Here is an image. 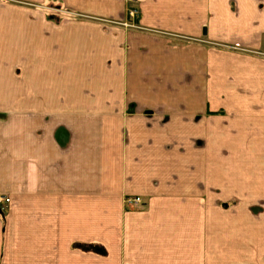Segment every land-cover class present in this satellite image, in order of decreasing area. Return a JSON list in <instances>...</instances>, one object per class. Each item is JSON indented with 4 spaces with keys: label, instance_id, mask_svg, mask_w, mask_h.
Listing matches in <instances>:
<instances>
[{
    "label": "crops",
    "instance_id": "crops-1",
    "mask_svg": "<svg viewBox=\"0 0 264 264\" xmlns=\"http://www.w3.org/2000/svg\"><path fill=\"white\" fill-rule=\"evenodd\" d=\"M0 191V264H264V0H0Z\"/></svg>",
    "mask_w": 264,
    "mask_h": 264
},
{
    "label": "built area",
    "instance_id": "built-area-1",
    "mask_svg": "<svg viewBox=\"0 0 264 264\" xmlns=\"http://www.w3.org/2000/svg\"><path fill=\"white\" fill-rule=\"evenodd\" d=\"M126 14H127L126 15L127 17H126V20L123 22L124 25H127L128 21L132 20V18L135 15V10L129 9V10L126 11ZM9 202H10L9 194L0 191V210H2L5 206H7L9 204ZM127 202H129L131 204L132 203L136 204V203L140 202V198L139 197L128 198Z\"/></svg>",
    "mask_w": 264,
    "mask_h": 264
},
{
    "label": "rangeland",
    "instance_id": "rangeland-1",
    "mask_svg": "<svg viewBox=\"0 0 264 264\" xmlns=\"http://www.w3.org/2000/svg\"><path fill=\"white\" fill-rule=\"evenodd\" d=\"M129 9H133V10H135L134 8H129ZM129 9H127V10H129ZM136 15H137V10H135V15H134V17L132 18V21H128V24L127 25H135V23H134V18L136 17ZM134 23V24H133ZM126 26V25H125ZM135 198V197H134ZM128 199V198H127ZM127 199L125 198L124 199V204H125V207H127V208H129V209H134V208H137V207H139L140 205H141V203H142V200H141V198H140V202L139 203H136V204H131V203H129V202H127Z\"/></svg>",
    "mask_w": 264,
    "mask_h": 264
}]
</instances>
